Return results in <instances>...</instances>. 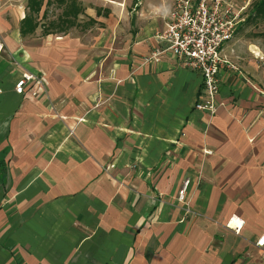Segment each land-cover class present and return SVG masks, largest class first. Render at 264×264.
I'll return each mask as SVG.
<instances>
[{"label": "crops", "instance_id": "1", "mask_svg": "<svg viewBox=\"0 0 264 264\" xmlns=\"http://www.w3.org/2000/svg\"><path fill=\"white\" fill-rule=\"evenodd\" d=\"M75 1L107 29L45 33L47 1L0 0V264H264V57L239 37L260 0L222 50L214 117L199 74L147 61L173 0H134L132 33L122 3ZM29 75L44 89L17 94Z\"/></svg>", "mask_w": 264, "mask_h": 264}, {"label": "built area", "instance_id": "2", "mask_svg": "<svg viewBox=\"0 0 264 264\" xmlns=\"http://www.w3.org/2000/svg\"><path fill=\"white\" fill-rule=\"evenodd\" d=\"M250 3L251 0H244L243 5L239 6L235 0H173V7L165 14V30L156 36L159 46L147 59L148 62H159L165 54L170 53L186 68L199 74L202 95L195 109L210 117L216 116L222 106L217 99L219 75L221 69L229 64L222 56V50L239 30ZM2 51L0 41V54ZM31 83L37 84L38 89H44L40 77L29 75L16 84L17 94L22 95ZM190 183V180L183 183L178 197L187 215L191 214L188 198ZM242 225L241 221L235 226L236 233L241 231ZM255 245L264 258V235L258 238Z\"/></svg>", "mask_w": 264, "mask_h": 264}, {"label": "rangeland", "instance_id": "3", "mask_svg": "<svg viewBox=\"0 0 264 264\" xmlns=\"http://www.w3.org/2000/svg\"><path fill=\"white\" fill-rule=\"evenodd\" d=\"M45 1H47L46 15L43 20L44 23L42 24L45 27L43 29L45 33H58L64 31L66 29L65 27L69 26V24L75 20L78 30L81 28H84V30L86 28H92L93 31L99 32L101 31L99 30L101 26L107 29V24L98 23L89 18V16L83 15V17L78 20L77 15L83 13L84 10L81 4L75 1L77 5L73 2L74 0ZM112 1L122 3V6L119 5V12H116L117 15L120 14L118 19L120 20L119 24L123 26L121 20H125L126 22V29L122 27V31L132 33L135 29L132 23V16L135 15V10L137 9L134 0H88L87 5H89V8L95 10V13L103 14L107 17L111 15V10L114 8L113 6H115L112 4ZM123 15L125 17H123ZM128 16L130 21L127 20ZM239 33V37H241L244 43L258 47L262 51V56L264 57V16L262 14L256 13L255 17L243 26Z\"/></svg>", "mask_w": 264, "mask_h": 264}, {"label": "trees", "instance_id": "4", "mask_svg": "<svg viewBox=\"0 0 264 264\" xmlns=\"http://www.w3.org/2000/svg\"><path fill=\"white\" fill-rule=\"evenodd\" d=\"M44 0H30V5H31V10L34 13H39V11L42 8ZM255 13L262 14L264 16V0H260L256 5H255ZM31 19L27 16L26 19L24 20L23 27L21 29V32L23 35H26L27 33L32 32L36 26H34V29L28 27V22H30Z\"/></svg>", "mask_w": 264, "mask_h": 264}, {"label": "bare ground", "instance_id": "5", "mask_svg": "<svg viewBox=\"0 0 264 264\" xmlns=\"http://www.w3.org/2000/svg\"><path fill=\"white\" fill-rule=\"evenodd\" d=\"M256 52V51H255ZM237 223V222H236Z\"/></svg>", "mask_w": 264, "mask_h": 264}]
</instances>
